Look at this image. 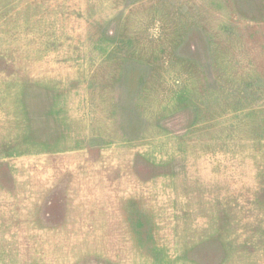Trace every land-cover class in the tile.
<instances>
[{"label":"rangeland","instance_id":"1","mask_svg":"<svg viewBox=\"0 0 264 264\" xmlns=\"http://www.w3.org/2000/svg\"><path fill=\"white\" fill-rule=\"evenodd\" d=\"M0 264H264V0H0Z\"/></svg>","mask_w":264,"mask_h":264}]
</instances>
